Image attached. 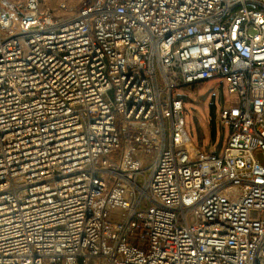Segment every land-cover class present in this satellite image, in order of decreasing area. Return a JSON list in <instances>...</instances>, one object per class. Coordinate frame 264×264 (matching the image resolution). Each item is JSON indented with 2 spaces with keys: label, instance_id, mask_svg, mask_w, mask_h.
Wrapping results in <instances>:
<instances>
[{
  "label": "built area",
  "instance_id": "2783aa9c",
  "mask_svg": "<svg viewBox=\"0 0 264 264\" xmlns=\"http://www.w3.org/2000/svg\"><path fill=\"white\" fill-rule=\"evenodd\" d=\"M57 10L0 9V264H264V0ZM209 82L234 103L201 150Z\"/></svg>",
  "mask_w": 264,
  "mask_h": 264
},
{
  "label": "rangeland",
  "instance_id": "374dc122",
  "mask_svg": "<svg viewBox=\"0 0 264 264\" xmlns=\"http://www.w3.org/2000/svg\"><path fill=\"white\" fill-rule=\"evenodd\" d=\"M80 0H39L42 7H46L52 11L54 15L60 14L57 10L59 4L67 7L75 8ZM24 0H0V9L9 10L12 13H18ZM213 82L199 83L191 89H182L181 92L185 97V129L190 137V142L193 147L214 150L219 148L224 133L217 126V108L224 101H229V104L234 103V98L228 97L224 91L217 87H213ZM255 158L262 163L263 157L261 153H255ZM144 159L146 166V161ZM146 175V172H144ZM142 183V178L139 177L137 184Z\"/></svg>",
  "mask_w": 264,
  "mask_h": 264
},
{
  "label": "crops",
  "instance_id": "0c3cea01",
  "mask_svg": "<svg viewBox=\"0 0 264 264\" xmlns=\"http://www.w3.org/2000/svg\"><path fill=\"white\" fill-rule=\"evenodd\" d=\"M229 97V96H228ZM230 97H232V96H230ZM233 98V97H232ZM228 103H229V101H227Z\"/></svg>",
  "mask_w": 264,
  "mask_h": 264
}]
</instances>
